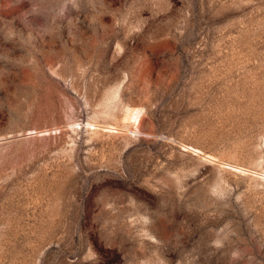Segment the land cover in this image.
<instances>
[{"label":"rangeland","instance_id":"rangeland-1","mask_svg":"<svg viewBox=\"0 0 264 264\" xmlns=\"http://www.w3.org/2000/svg\"><path fill=\"white\" fill-rule=\"evenodd\" d=\"M0 264H264V0H0Z\"/></svg>","mask_w":264,"mask_h":264},{"label":"bare ground","instance_id":"bare-ground-1","mask_svg":"<svg viewBox=\"0 0 264 264\" xmlns=\"http://www.w3.org/2000/svg\"><path fill=\"white\" fill-rule=\"evenodd\" d=\"M136 112V111H135Z\"/></svg>","mask_w":264,"mask_h":264}]
</instances>
